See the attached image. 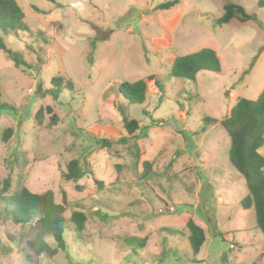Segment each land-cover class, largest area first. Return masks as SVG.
I'll return each instance as SVG.
<instances>
[{
	"label": "rangeland",
	"instance_id": "rangeland-1",
	"mask_svg": "<svg viewBox=\"0 0 264 264\" xmlns=\"http://www.w3.org/2000/svg\"><path fill=\"white\" fill-rule=\"evenodd\" d=\"M16 1L33 33H0L27 63L18 69L0 50L1 99L15 108L0 112V189L10 178L8 195L22 179L33 193L53 191L57 203L65 193L67 249L48 260L27 245L33 225L0 219V244L13 248L0 253V264H264V236L254 210L241 207L248 190L229 162L230 139L221 126L239 98L254 101L264 88L258 0H181L168 11L156 8L170 0ZM229 3L259 23L234 19L219 27ZM206 48L217 53L220 73L201 72L197 84L171 76L177 56ZM151 75L163 92L151 87L143 105L120 98L122 82ZM55 76L73 83L58 99L45 92ZM48 107L57 125H49L47 113L37 125L35 115ZM121 107L141 132L128 135ZM8 129L13 134L4 142ZM96 136L113 147L101 149ZM131 148L141 152L139 160ZM74 160L90 173L67 182L63 173ZM145 161L152 171L140 179ZM74 211L87 216L83 232L68 221ZM190 219L207 236L197 256L187 239ZM46 241L56 247L51 237Z\"/></svg>",
	"mask_w": 264,
	"mask_h": 264
},
{
	"label": "trees",
	"instance_id": "trees-1",
	"mask_svg": "<svg viewBox=\"0 0 264 264\" xmlns=\"http://www.w3.org/2000/svg\"><path fill=\"white\" fill-rule=\"evenodd\" d=\"M46 1L56 2V0ZM180 2L181 0H170L159 5L156 10L168 11L178 6ZM258 7L264 8V0H258ZM234 19L241 23L250 21L259 23L256 15H249L241 6L229 3L224 7V15L217 20V24L222 27ZM17 31L31 32L25 23L23 10L16 0H0V33L8 34ZM0 50L14 62L16 68L20 69L27 66L22 54L8 48L1 40ZM221 70V62L217 53L206 48L193 54L177 56L171 65L170 74L174 78L197 84L199 73L205 71L220 73ZM64 82L63 77L55 76L51 81L53 88L45 91L46 94L58 99L65 90L72 91L73 83L67 80ZM151 87L157 88L160 92L164 91V85L160 79L156 75H151L133 83L122 82L118 87V92L122 100L133 105H143ZM125 109V107L119 108L123 117L124 128L128 135L134 136L137 132H141L142 126L139 121L131 119ZM4 111H15V108L2 102L0 92V112ZM45 113L52 115L49 125L51 127L56 126L58 117L53 113L51 107L45 111L40 109L35 115V123L42 125ZM165 124H167L166 121H153L155 126L164 127ZM221 126L230 139L229 162L242 176L248 190V195L241 202V207L243 210H254L257 228L264 236V156L260 153L264 146V88L254 101L239 98L231 108L229 116L221 122ZM12 134V129L6 130L2 135V140L8 142ZM94 139L101 149H111L114 145L113 141L101 140L97 136ZM127 142L128 138L119 141L121 144ZM131 152L135 153L136 160L142 156L138 149L131 148ZM26 163V156H24L22 164L19 165V170H23ZM86 167H89L88 163ZM152 167L153 163L145 161L143 163L144 172L139 178L142 179L149 175ZM89 173L81 167L78 160H74L67 165L63 178L67 182H75ZM95 183L98 187H103V183L96 179ZM11 188V179H5L3 188L0 189V219L4 223L11 221L13 224L23 227L33 225L32 228L35 233L29 238L27 245L36 254L52 260L60 251L65 252L67 249L64 239L67 230L65 213L68 206L66 194L63 193L62 203H57L53 191L48 190L40 194L33 193L28 189L23 179L17 181V190L8 195L7 192ZM68 221L77 231L83 232L86 227L87 216L83 212L74 211ZM187 229V239L192 253L197 256L207 240L205 230L192 219L188 221ZM48 237L54 240L56 247H52L46 241ZM139 242H141L140 247H143L145 240H139ZM12 252V247L0 244V253L9 255Z\"/></svg>",
	"mask_w": 264,
	"mask_h": 264
},
{
	"label": "clouds",
	"instance_id": "clouds-1",
	"mask_svg": "<svg viewBox=\"0 0 264 264\" xmlns=\"http://www.w3.org/2000/svg\"><path fill=\"white\" fill-rule=\"evenodd\" d=\"M72 7H74V8H75V7H80L81 9H83L84 6H83V4H79V5H77V4H73Z\"/></svg>",
	"mask_w": 264,
	"mask_h": 264
},
{
	"label": "crops",
	"instance_id": "crops-1",
	"mask_svg": "<svg viewBox=\"0 0 264 264\" xmlns=\"http://www.w3.org/2000/svg\"><path fill=\"white\" fill-rule=\"evenodd\" d=\"M261 92H262V91H261ZM259 95H260V94H259ZM259 95H258V96H259ZM257 98H258V97H257ZM234 105H235V104H234ZM234 105H233V106H234ZM233 106H232V107H233ZM188 242H189V241H188Z\"/></svg>",
	"mask_w": 264,
	"mask_h": 264
}]
</instances>
